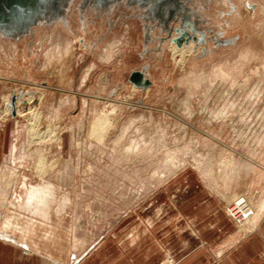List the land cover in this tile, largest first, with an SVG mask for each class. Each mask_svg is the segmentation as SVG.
<instances>
[{
  "label": "rangeland",
  "instance_id": "obj_1",
  "mask_svg": "<svg viewBox=\"0 0 264 264\" xmlns=\"http://www.w3.org/2000/svg\"><path fill=\"white\" fill-rule=\"evenodd\" d=\"M71 2L40 0L39 13L26 29H0V232L18 224L20 236L33 238L39 249L46 246L43 237L53 233L39 228L41 217L35 216L37 222L31 225L21 219L27 217L23 209L7 203L13 193L6 182L14 176L38 181L34 168L40 153L48 170L43 179L65 190L57 194L58 206L50 211L55 224L64 220L63 244L56 245L66 259L77 252L83 257L127 211L146 206L187 171L200 172L214 188H240L239 195L224 200V211L238 225L250 223V215L237 214L251 210L253 215L264 189L260 4L77 0L72 9ZM59 30L61 39L71 40L73 53L48 67L45 55L57 43L53 31ZM255 32L260 38L250 44V59L242 63L240 50ZM191 42L194 53L182 65L170 47L181 49ZM107 51H113L111 60L105 57ZM228 61L239 66L234 75L240 85L247 81L244 87L229 89L213 77L217 66ZM190 73L192 77L182 79ZM201 76L216 82L209 86L204 80L197 88L193 82ZM5 107L11 110L8 117L2 114ZM30 108L41 112L37 130L45 136L41 144L31 146ZM96 116L107 123L93 136ZM249 186L255 192L250 194ZM243 198L249 204L237 205Z\"/></svg>",
  "mask_w": 264,
  "mask_h": 264
},
{
  "label": "crops",
  "instance_id": "obj_2",
  "mask_svg": "<svg viewBox=\"0 0 264 264\" xmlns=\"http://www.w3.org/2000/svg\"><path fill=\"white\" fill-rule=\"evenodd\" d=\"M240 190L214 188L200 172H183L149 204L127 211L83 257L77 252L66 259L52 246L35 254L0 237V264H264V189L254 194L249 230L224 211V200ZM39 222L58 235L51 244H63L64 220Z\"/></svg>",
  "mask_w": 264,
  "mask_h": 264
},
{
  "label": "bare ground",
  "instance_id": "obj_3",
  "mask_svg": "<svg viewBox=\"0 0 264 264\" xmlns=\"http://www.w3.org/2000/svg\"><path fill=\"white\" fill-rule=\"evenodd\" d=\"M69 1H72L70 3V6L71 8H75V5H76V1L77 0H69ZM32 2V3H31ZM35 0H27L26 2H24V5L27 6L28 4L32 5L34 4ZM223 2V1H222ZM248 3H256L258 2V4H260V11L261 13L263 14L264 16V5L260 3L259 0H247ZM241 3V2H240ZM47 6V5H46ZM33 8V7H32ZM72 11V10H71ZM246 11V10H245ZM247 12V11H246ZM44 15L42 17H45L47 15L46 12L43 13ZM247 15V14H246ZM61 30L59 31H53L52 35L54 34H57V43L55 44L54 47H52L47 55H45L46 59H47V65L50 63L53 65V61H60L62 60L66 55H69L72 51V42L70 39H65V41L62 38L63 35H61ZM255 36H253V35ZM251 35H249V41L250 43L245 45L240 51V54H239V58H241L239 61L242 62V60H246L248 58V52L252 51V48L251 46L254 44L253 41L256 39V38H260V35H258V33H252ZM264 38V37H263ZM264 41V39H263ZM74 43V42H73ZM114 44V42H113ZM196 44V43H195ZM251 44V46H250ZM2 45H0L1 47ZM13 46H15V44H13ZM116 46V45H115ZM115 46L112 45V49L115 48ZM185 46V45H184ZM118 48V47H116ZM171 50H172V53H173V57H179V62L184 63L185 59L187 56L191 57L194 53V50H195V46L194 44H192V42L190 43L189 46L187 47H183L181 49H178V48H175L173 45L170 47ZM201 48V47H200ZM199 48V49H200ZM239 49V48H238ZM0 50H3L0 48ZM108 50V49H107ZM16 51V50H15ZM71 51V52H70ZM114 51V50H113ZM112 51V53H113ZM118 51V50H117ZM200 50L197 51V53L199 52ZM237 51V50H235ZM115 52V51H114ZM2 53V52H1ZM69 53V54H68ZM73 53V52H72ZM111 53V51H107L105 53V57L109 60L111 57H113L114 55ZM116 53V52H115ZM251 53V52H250ZM4 54V53H3ZM12 54H15V53H12ZM16 55V54H15ZM113 55V56H112ZM116 55V54H115ZM197 55V54H196ZM194 57V56H193ZM67 57H65L64 59H66ZM238 58V59H239ZM45 59V60H46ZM175 59V58H174ZM250 59V57L248 58ZM104 60V59H103ZM111 60V59H110ZM175 61V60H174ZM177 61V60H176ZM188 61V60H187ZM238 61V62H239ZM53 62V63H52ZM61 62V61H60ZM59 62V63H60ZM109 62V61H108ZM186 62V61H185ZM243 63V62H242ZM57 64V62H56ZM179 64V63H177ZM46 65V67H47ZM225 65V64H224ZM217 66L216 70L213 71V77L215 79H218L219 81H223L225 83H227V85H229L228 87H231L229 89H233V88H236V87H244L246 85V82L245 81L242 85H240L237 81H236V76L234 74L235 73V70L237 69V67L239 66H235V62L232 64L230 61L227 62V64L224 66ZM237 65V64H236ZM241 65V64H240ZM178 66V65H177ZM243 66V65H242ZM48 67H51V65H48ZM54 67V66H53ZM63 67V66H62ZM95 67V66H93ZM180 67V66H179ZM242 68V67H241ZM45 69V68H44ZM53 69V68H52ZM61 69V68H60ZM67 69V67H66ZM239 69V68H238ZM46 70V69H45ZM44 70V71H45ZM51 71V69H48ZM241 70V69H240ZM264 70V69H263ZM57 71V70H56ZM91 71V70H90ZM181 71L183 72V68H181ZM58 72V71H57ZM68 72V71H66ZM240 72V71H239ZM242 72V71H241ZM46 73V72H45ZM52 73V72H51ZM64 73V72H63ZM47 74H48V71H47ZM192 74H188V76H185L183 75L182 76V79L183 77L186 78V79H189V77H192L191 76ZM194 75V74H193ZM203 75V74H202ZM63 76V75H61ZM196 76V75H195ZM194 77V76H193ZM198 77V75H197ZM210 77V76H209ZM196 78V77H195ZM211 78V77H210ZM207 76H201L199 78H196L193 82V84L198 88V86L201 85V83L204 82V80H206L207 82ZM213 79V78H212ZM211 80V79H210ZM208 80V81H210ZM215 81V80H214ZM213 80H211L210 82H207L209 84V86H211V84H213L214 82ZM218 81V82H219ZM261 82L264 83V71H263V75H262V78L260 80ZM216 82V81H215ZM188 86L190 85L191 86V83H187ZM192 84V85H193ZM206 84V83H205ZM215 84V83H214ZM223 84V83H222ZM217 85V84H216ZM240 85V86H239ZM218 86V85H217ZM221 86V85H220ZM264 86V85H263ZM225 87V86H224ZM192 89V86L191 88ZM194 89V88H193ZM222 89V88H221ZM206 90V89H205ZM191 91V90H190ZM264 91V90H263ZM192 92V91H191ZM208 93H210L209 91H207ZM217 92V91H216ZM227 92H229V90H227ZM244 92V91H243ZM188 93V92H187ZM231 93V91H230ZM232 94V93H231ZM243 96V95H242ZM258 96V95H257ZM33 97H29L28 100H32ZM184 100V99H183ZM241 100V98H240ZM9 101H10V95L8 96H5L4 97V102L5 104H9ZM33 101V100H32ZM31 101V102H32ZM211 102V101H210ZM222 102V101H221ZM251 102V101H250ZM127 105V104H126ZM214 107V106H213ZM211 108V107H210ZM215 110V109H213ZM10 113H11V110L10 108L8 107H5V109L3 110L2 114H3V117H8L10 116ZM24 113V112H23ZM17 114L21 115L22 114V111L21 110H17ZM28 116H29V121H30V127H29V135H30V139L29 140V146L33 145V144H37L39 142H41L45 136L42 137V134L40 132L42 131H38L37 128H38V123L37 121L40 119L41 117V112L38 110V109H29V112L27 113ZM26 115V114H25ZM219 121V120H218ZM106 118L103 117V116H96L95 119L93 120L92 122V127H91V133L93 136H97V135H100L101 132L104 130V128L106 127ZM247 124V123H245ZM44 126H42L43 128ZM252 127V125L250 126ZM41 129V128H40ZM51 130H48L46 131L47 133H50ZM44 133V132H43ZM41 134V135H40ZM45 135V133H44ZM48 136V135H47ZM50 136V135H49ZM40 138V139H38ZM46 140V139H45ZM45 143V142H44ZM41 144V143H39ZM44 156L42 153H40L38 155V160H37V163H36V167L34 168V170L36 171L35 173H37V177H38V181H36L35 183L32 181V179H30L29 177H26V175H21L20 177H17L14 176L12 178V180H9L6 182V187H9L11 186L12 187V193H13V196H12V200L9 199V201L7 202L8 205H11V206H17V207H20L21 209H23V212L27 215L26 216H22L21 219H24V220H27L29 219V221L31 222V225L34 223V222H37V220H34L36 218H34L35 216L37 217H41L43 220L42 221H51L52 219V215H51V211L50 209H56V207L58 206V200L56 199L57 197V194L59 195L61 192L65 191L63 188H61L60 186L58 185H55L53 183H51L50 181H46L44 180V175H45V172L48 171V170H44L45 166H44ZM48 177V176H47ZM31 180V183L30 185H28L27 181ZM241 201L238 202L239 204L237 205H240V206H246L248 205V199L246 200L245 198L243 199H240ZM256 207V206H255ZM241 209V208H240ZM257 209V207H256ZM58 210V209H57ZM251 211V210H249ZM249 211L247 212L248 214L244 212H240V214L238 213L237 215L239 216H244V215H247L246 217L249 218V215L250 217L252 216V214L249 213ZM232 213V212H231ZM29 216V217H28ZM235 218V217H234ZM239 220H240V217H238ZM247 221L249 220H246V221H242V224H239L240 227H242V229H250L251 228V225L250 223H247ZM39 228H43L41 225V223H39ZM19 225L16 224L15 226H12L11 230H9L8 226L6 227H3L2 231L0 232V235L2 238H4L5 240H8V241H11V242H14L16 245H20L21 247L24 246V248L26 249L25 251L27 252H32V253H37V254H41L43 253L44 251H48V247H53L58 253L60 250H58L57 248V245H53L51 244L52 242L54 243V233H52L51 231L47 233V235H45L43 237V239H46V246L43 248V249H39L36 245V241L33 240V238H30L28 239L27 237H22L20 236L21 235V232L18 231V228L20 229V227H18ZM38 226V225H36ZM7 228V229H6ZM25 234V233H24ZM35 238V237H34ZM66 251V250H65ZM55 253V252H54ZM67 252H65L66 254ZM60 256V255H59ZM52 259V258H51ZM66 262V261H65Z\"/></svg>",
  "mask_w": 264,
  "mask_h": 264
},
{
  "label": "water",
  "instance_id": "obj_4",
  "mask_svg": "<svg viewBox=\"0 0 264 264\" xmlns=\"http://www.w3.org/2000/svg\"><path fill=\"white\" fill-rule=\"evenodd\" d=\"M26 1L0 0V29L3 32L7 33L15 31L16 29H26L28 23L33 22L34 17L39 13L40 0H35L33 6L30 4L25 6L24 2ZM10 25L15 26V28L10 29Z\"/></svg>",
  "mask_w": 264,
  "mask_h": 264
},
{
  "label": "built area",
  "instance_id": "obj_5",
  "mask_svg": "<svg viewBox=\"0 0 264 264\" xmlns=\"http://www.w3.org/2000/svg\"><path fill=\"white\" fill-rule=\"evenodd\" d=\"M235 217V216H234Z\"/></svg>",
  "mask_w": 264,
  "mask_h": 264
}]
</instances>
